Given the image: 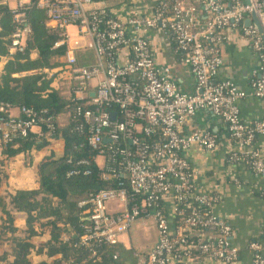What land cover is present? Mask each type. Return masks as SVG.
<instances>
[{"label":"built area","instance_id":"built-area-1","mask_svg":"<svg viewBox=\"0 0 264 264\" xmlns=\"http://www.w3.org/2000/svg\"><path fill=\"white\" fill-rule=\"evenodd\" d=\"M14 1L11 6L3 0L17 23L10 55L25 47L31 31L26 8L31 2L45 11L49 25L62 29L54 47L66 46L61 60L75 83L67 94L75 106L57 116L56 122H74L70 131L85 134L83 143L72 148L88 145L96 150L92 161L111 184L80 202L86 206L82 232L72 229L64 235L75 247L87 250L82 263L101 264L99 249L121 244L132 251L133 264H195L205 258L214 264H235L240 248L231 243L232 228L213 211L217 197L195 189L186 156L193 145L213 151L219 140L210 130L183 133L182 129L197 111L210 110L236 140L237 149L230 147L228 160L250 164L255 175L264 176V143L259 146L255 141L264 135V117L246 124L238 105L251 95L264 101V0H155L152 14L132 13L126 20L112 14L105 22L111 7L104 0ZM71 25L77 29L73 42L66 32ZM235 29L249 40L260 60L251 73L249 92L218 76L224 32ZM152 31L184 51L183 62L195 78L191 93L178 88L167 64L156 62L148 39ZM85 37L94 54L92 63L81 62L78 55V40ZM0 111H6L5 105ZM22 112L25 118L12 113L8 119L0 118L3 141L25 137L38 127L33 110L22 108ZM54 129L47 124L41 135L48 137ZM58 139L65 143L62 136ZM73 160L68 175L90 172V159ZM116 200L123 208L110 211ZM201 206L206 207L203 215L196 208ZM182 207L190 214L184 216ZM139 220L149 221L156 231L148 250L121 239ZM249 250L254 264H264V242L250 243Z\"/></svg>","mask_w":264,"mask_h":264},{"label":"trees","instance_id":"trees-1","mask_svg":"<svg viewBox=\"0 0 264 264\" xmlns=\"http://www.w3.org/2000/svg\"><path fill=\"white\" fill-rule=\"evenodd\" d=\"M26 16L31 31L25 47L10 55L11 35L17 23L9 5L0 0V62L7 59L0 71V106L6 108V111H0V118L8 119L14 109L17 117L25 118L22 108L33 110L38 118V127L28 131L25 137L15 136L5 142L0 132V264H83L87 250L75 247L72 239L65 240L63 236L69 235L72 229L82 232L81 224L86 223L83 220L86 206H80V202L111 184L102 179L99 167L92 161L98 155L96 150L88 145L81 149L72 148L83 143L85 134L70 131L74 122L69 125L56 122L57 116L75 106L55 82L61 79L60 72L67 69L61 60L66 46L54 47L62 38V29L50 26L45 11L32 2L26 8ZM111 16L112 11L103 17V22ZM170 45L176 60L183 61L184 51L175 41ZM33 53H36L35 57ZM50 123L55 129L48 137L41 135ZM226 130L235 143L227 125ZM215 134L219 140L221 135ZM61 136L65 139L64 153L56 155L50 151L36 164V188L11 190L8 181L12 172L11 161H25L27 153L33 159L35 153ZM260 137L257 136L255 141ZM73 158L90 159V172L68 175L75 165ZM246 159L250 157L246 156ZM246 166L254 174L250 164ZM196 208L202 215L206 213L205 206ZM189 214L190 209L184 207L183 215ZM173 221H177L176 217ZM98 252L101 264H133L135 261L132 251L121 244L102 246ZM116 253L118 258L114 259Z\"/></svg>","mask_w":264,"mask_h":264},{"label":"crops","instance_id":"crops-1","mask_svg":"<svg viewBox=\"0 0 264 264\" xmlns=\"http://www.w3.org/2000/svg\"><path fill=\"white\" fill-rule=\"evenodd\" d=\"M154 4L155 0H111L108 2L112 14L121 20H126L132 13L152 14ZM75 33H70L71 42L75 39ZM224 35L220 48L219 56L222 63L218 76L220 79L233 81L241 90L249 92L251 91V73L260 66V60L253 52L249 40L239 30L226 31ZM148 39L156 62L167 64L171 68L178 88L183 92L191 93L194 90V75L183 61L176 60L171 52L172 45L154 31L148 33ZM32 56L35 57L36 53ZM6 61L5 58L0 62V71ZM238 105L246 124H251L264 117V101L258 97L247 96L240 99ZM12 114H17V110H12ZM182 130L183 133H190L194 130H211L221 135L219 145L215 150L210 151L193 145L187 151L186 156L193 170L195 189L199 193H211L217 197L213 211L227 219L232 228L231 243L240 248L235 264H254L253 253L249 250V245L252 242H264V176L253 174L242 162L231 163L228 160V150L232 145L234 149H237V146L228 136L225 123L213 115L210 110L197 111ZM263 143L264 135L256 141L259 146ZM64 148L62 139H53L47 148L35 153L33 159L27 153L25 161L23 159L11 161L12 172L8 179L9 188L11 190L13 188H36L37 162L50 151L56 155H62ZM28 172L29 175H27ZM138 222L140 223H136L137 226L140 225L147 234L153 231L149 234L151 239H145L146 241L142 244L144 248L141 250H148L155 243V229L149 221L139 220ZM196 264H214V262L205 258Z\"/></svg>","mask_w":264,"mask_h":264},{"label":"rangeland","instance_id":"rangeland-1","mask_svg":"<svg viewBox=\"0 0 264 264\" xmlns=\"http://www.w3.org/2000/svg\"><path fill=\"white\" fill-rule=\"evenodd\" d=\"M109 1H111V0H104V2H106V3H108ZM9 4L11 6H14L16 4V2L14 0H9ZM76 30H77L76 27L73 25L66 27V32L68 33V35H70L71 32L72 33L76 32ZM78 41H79L78 47H80V50H78V55L80 57V61L81 62L84 61L83 63L94 62L95 58H94L93 51L87 47V45L89 43L88 38L87 37L80 38ZM59 77L61 79H56L55 82L57 85H59L61 87L62 93L64 95H67L70 85L75 84L70 77L69 70L68 69L62 70L60 72ZM27 175H29V172ZM123 206H124V204L121 201L116 200L109 205V210L114 211V210L122 209ZM139 223L140 222H137V224H139ZM137 224H135L132 227L130 234H128V233L123 234L121 239L126 245H132V246L136 247L137 249L141 250L142 248H144L142 246V244H144V242L146 241L145 239H147V238L151 239L149 234L153 231H150V233L147 234L145 232V230L143 228H141L140 225L137 226ZM155 233H156V231H155Z\"/></svg>","mask_w":264,"mask_h":264},{"label":"water","instance_id":"water-1","mask_svg":"<svg viewBox=\"0 0 264 264\" xmlns=\"http://www.w3.org/2000/svg\"><path fill=\"white\" fill-rule=\"evenodd\" d=\"M256 26H257V27H259V24H258V22H256Z\"/></svg>","mask_w":264,"mask_h":264}]
</instances>
